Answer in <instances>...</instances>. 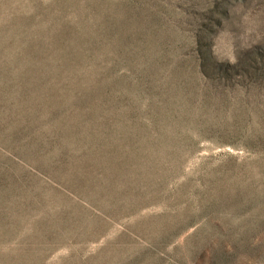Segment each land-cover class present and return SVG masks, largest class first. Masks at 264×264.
I'll list each match as a JSON object with an SVG mask.
<instances>
[{"label":"rangeland","instance_id":"1","mask_svg":"<svg viewBox=\"0 0 264 264\" xmlns=\"http://www.w3.org/2000/svg\"><path fill=\"white\" fill-rule=\"evenodd\" d=\"M0 264H264V0H0Z\"/></svg>","mask_w":264,"mask_h":264}]
</instances>
